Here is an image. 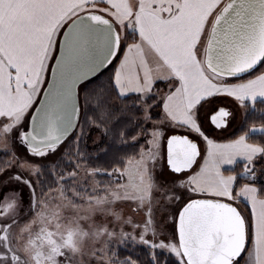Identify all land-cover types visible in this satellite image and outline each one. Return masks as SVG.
<instances>
[{
	"label": "rangeland",
	"instance_id": "rangeland-1",
	"mask_svg": "<svg viewBox=\"0 0 264 264\" xmlns=\"http://www.w3.org/2000/svg\"><path fill=\"white\" fill-rule=\"evenodd\" d=\"M142 1L140 7L155 9L162 16L177 4V0ZM100 10L116 20L122 39L127 33L137 37L131 13L121 15L109 7ZM210 29L197 48L203 61ZM62 32L57 33L49 49L30 107L0 124V151L11 155L0 173V264H135L117 258L118 249L126 245L150 251L154 261L157 253L164 252L186 264L176 231L181 209L198 198L235 202L232 204L239 207L233 193L235 178L224 172L238 163L252 167L262 153L261 147L249 143L245 135L234 137L243 128L246 103L254 101L240 99L245 92L240 89L238 96L231 95L228 87L237 88L246 80H225L223 89L211 93L217 95L190 113L180 94L172 93L174 82L160 80L165 70L154 52L140 40L125 45L116 60L119 95L141 97L146 129L132 140L141 144L139 155L108 173V180H102L76 151L72 152L77 145L72 138L39 155H32L21 140L47 83ZM157 80L152 92V81ZM150 96H156L162 105L159 121L152 120L151 106L146 104ZM221 110L228 111V117L219 127L213 117ZM171 135L188 136L200 149L193 169L180 175L170 172L166 163V141ZM94 138L91 147L96 150L100 137ZM262 172L264 168H258L256 175ZM46 174L51 178L47 187Z\"/></svg>",
	"mask_w": 264,
	"mask_h": 264
},
{
	"label": "water",
	"instance_id": "water-1",
	"mask_svg": "<svg viewBox=\"0 0 264 264\" xmlns=\"http://www.w3.org/2000/svg\"><path fill=\"white\" fill-rule=\"evenodd\" d=\"M122 36L106 15L88 11L63 30L47 83L21 140L33 155L54 150L76 131L81 120L80 88L118 57ZM264 63V0H228L216 15L206 43L204 66L212 75L236 80ZM228 111L215 118L226 124ZM198 143L188 136L166 141V163L180 175L196 165ZM179 248L186 264H235L244 254L248 231L240 209L227 201L198 198L187 202L176 222Z\"/></svg>",
	"mask_w": 264,
	"mask_h": 264
},
{
	"label": "crops",
	"instance_id": "crops-1",
	"mask_svg": "<svg viewBox=\"0 0 264 264\" xmlns=\"http://www.w3.org/2000/svg\"><path fill=\"white\" fill-rule=\"evenodd\" d=\"M225 1L177 0L173 10L162 16L155 9L140 7L142 0H0V124L34 101V87L43 75L57 33L87 7L104 14L100 5L134 16L138 38L132 45L140 40L154 52L165 70L160 80L174 82L172 93L180 94L187 112H195L217 95L211 93L225 86V79L211 77L197 52ZM119 77L120 71L115 76L120 94ZM152 82L153 92L159 80ZM239 89L245 91L239 95L242 100L264 99V72L240 82L237 88L228 87L235 96ZM234 197L248 204L252 214L251 243L239 264H264V199L253 185H244Z\"/></svg>",
	"mask_w": 264,
	"mask_h": 264
},
{
	"label": "trees",
	"instance_id": "trees-1",
	"mask_svg": "<svg viewBox=\"0 0 264 264\" xmlns=\"http://www.w3.org/2000/svg\"><path fill=\"white\" fill-rule=\"evenodd\" d=\"M102 6L98 8L103 9ZM136 40L137 37L133 38L130 33H127L126 38L122 40V44L124 41L125 44L120 54H123L125 45ZM115 61L97 77L81 86L84 88L80 95L81 120L78 128L70 137L77 142L72 152L76 151L84 164L96 171L98 178L102 180H108V173L123 168L126 161L139 155L141 144L133 143L132 140L146 129L143 111L140 107L141 97L137 95L120 96L117 92L115 86L117 61ZM263 72L264 63L246 77L230 81L247 80ZM155 97H148L146 104L151 106L152 120L159 121L162 105ZM245 107L246 116L243 128L234 137L245 135L249 143L261 147L262 153L252 167L245 163H238L235 168L226 170L224 173L231 174L235 178L233 187L235 196L244 185H253L258 189L259 197L264 199V172L259 176L256 175L258 168H264V99L247 102ZM254 128H261L262 131L252 133L251 130ZM96 135L100 137V144L96 150H93L91 144L96 140L94 138ZM10 158V153L0 151V173L8 166ZM250 168H252L251 171ZM50 181V176L46 174L44 185L47 187ZM239 209L247 223L248 248L251 243L252 214L250 207L244 202L239 203ZM242 257L235 264H239ZM117 258L119 261L129 260L135 264H181L175 257L164 252L157 253L154 261L150 251L140 246L130 245L119 248Z\"/></svg>",
	"mask_w": 264,
	"mask_h": 264
},
{
	"label": "flooded vegetation",
	"instance_id": "flooded-vegetation-1",
	"mask_svg": "<svg viewBox=\"0 0 264 264\" xmlns=\"http://www.w3.org/2000/svg\"><path fill=\"white\" fill-rule=\"evenodd\" d=\"M225 113H226V110H221L220 112H218V113L213 117V119H214V118H218V117H220V116H224Z\"/></svg>",
	"mask_w": 264,
	"mask_h": 264
}]
</instances>
